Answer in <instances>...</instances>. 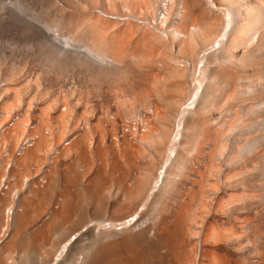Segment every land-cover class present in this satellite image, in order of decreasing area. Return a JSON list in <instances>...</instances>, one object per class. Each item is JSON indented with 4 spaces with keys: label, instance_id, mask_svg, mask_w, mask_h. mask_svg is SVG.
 <instances>
[{
    "label": "rangeland",
    "instance_id": "obj_1",
    "mask_svg": "<svg viewBox=\"0 0 264 264\" xmlns=\"http://www.w3.org/2000/svg\"><path fill=\"white\" fill-rule=\"evenodd\" d=\"M182 1L184 5H189L190 11L186 6L181 14ZM220 1L216 4L219 5ZM253 1L257 5L254 15L244 11L245 18H249V39L237 49L238 57L231 62L227 59L229 53L225 41L213 46L215 35L221 33L227 22L225 16L228 12L231 13L228 19H237L233 5L227 0L221 1L220 10L213 9L208 0H0V144L4 142L0 158L5 161L6 155H9L7 161L2 160L6 163L5 169L0 161V174L8 176L10 166L17 168L15 155L6 153L10 146L9 138L6 139L8 135L3 134L17 119L22 122L26 133L32 127L38 128L35 123L38 118H34L38 115V108L47 105L49 110L44 114L46 124L42 127V134L53 141L54 137L63 133L58 147L55 146L52 151L48 148L46 153H42L40 164L44 166L39 167L40 170L32 166L38 174L28 172V168H24L27 164L22 169L17 168L21 170L20 174L14 168L8 177L1 174L4 179L0 183L1 193L11 194L14 191L15 194H11L13 199L8 194L2 195V198L9 199V202L14 200L12 204L19 206L20 199L28 196L26 191L30 193V185L45 179V172L48 173L55 165L54 171L49 172L48 178L46 176L48 183L45 187L49 185L48 179L54 181V177L56 196L67 191L72 194L75 209H81L73 224L57 228L58 235L56 239L52 238L53 242L43 240L42 244L41 241H34L31 238L33 232H39L49 220L47 211L49 214L58 207L55 200L52 208L49 206L44 210V223L34 220L37 225L32 223V227L30 225L18 234V240L22 237L23 244L20 240L17 245L21 243L24 249L19 245L12 249L15 253L11 252L18 264L29 263L41 251L42 254L49 252L45 243L58 246L64 242L67 237L60 236L65 229L71 230L73 226L78 228L75 230L90 227V230L83 231L79 241L83 251L72 261H68L69 256L65 255L57 264H106L108 261L112 262L110 264H173L180 252L183 260L192 261L190 264H213L211 254L204 255L205 247L214 256L225 257L231 264H264V0ZM195 3L200 4L197 5L200 9L195 7ZM190 7H193V12ZM97 10L119 16L131 14L132 18L127 16L128 19L123 21L111 20L99 17ZM199 10L206 16L198 13ZM182 15L186 22L198 16L201 20L203 16L207 17L206 21L216 16L213 21L217 26L212 37L207 40L198 38L197 49L190 58H182L177 49L180 39L178 34L175 35V28ZM196 19L201 26L200 18ZM191 25H187V29ZM175 58L182 61L174 62ZM13 88L18 89L17 97L11 90ZM181 108H185L186 115L179 129ZM81 114L84 118H80ZM56 115L58 118H55ZM59 117L64 121L63 128L56 126ZM138 121L144 129L128 134L129 131L125 130L127 122ZM207 128L214 130L212 134L206 133ZM124 133L122 137L130 138L129 145L127 138L123 142L124 138H120ZM82 135L88 143L81 142L85 138ZM74 138V145L66 146L67 150H64L61 146L63 142ZM27 139L24 137L25 141ZM125 144L132 146L128 149ZM214 145L217 148L214 149ZM102 147L107 148L106 151ZM65 151L70 152L66 154ZM82 152H86L87 157ZM168 161L171 165L165 177L163 172L164 178L150 194ZM22 170L23 177L28 176L27 172L30 175L20 178L27 179L25 183L22 180L24 186L17 179ZM13 171L17 180L15 177H12L15 180H10ZM94 178L98 180L97 188L91 186L92 182L95 184ZM14 181L16 186L19 181L21 191H15ZM44 188L41 190L44 191ZM9 189H13L11 193ZM97 192L102 196L99 197ZM131 193L137 197L131 200L132 197H128ZM76 196H81V200ZM35 198L31 210L42 208L41 202L37 204L42 199L37 198L38 201ZM144 203L145 207L142 206ZM119 204L123 206L119 209L125 213L116 217L118 221L126 218L127 221L141 208L136 225H133L134 222L125 227L114 228L111 225L108 219L112 218L113 209L119 210ZM185 204L191 217L196 216V223H191L189 217L181 216L194 232L193 236L183 238L176 232L179 229L175 214ZM34 214L37 216V213ZM95 218H100L101 222ZM207 224L214 228L216 235L204 242ZM9 227L12 234V225L9 224ZM93 230L95 232L89 234ZM10 232L6 237H0L1 248L9 242ZM169 233L185 241L176 239L173 246H177L172 248L167 245ZM37 242L43 246H37ZM24 244L33 252H29ZM21 249L30 254L20 258ZM176 251H179L177 255ZM78 258L80 260L77 261Z\"/></svg>",
    "mask_w": 264,
    "mask_h": 264
},
{
    "label": "bare ground",
    "instance_id": "obj_2",
    "mask_svg": "<svg viewBox=\"0 0 264 264\" xmlns=\"http://www.w3.org/2000/svg\"><path fill=\"white\" fill-rule=\"evenodd\" d=\"M187 1V0H186ZM190 1V0H189ZM195 1H197V0H195ZM216 1H218V0H208V2L210 3V6L214 9H218V10H220V9H222V7L220 6V4H221V1H224V2H226V0H219L220 2H219V5H217L216 4ZM191 2H193V1H191ZM190 2V3H191ZM198 2H200V1H198ZM227 2L228 3H231L232 5H233V7H234V9H235V12H236V16H237V19H236V21L235 20H230V19H228L229 17H231V13L230 12H228V14L225 16V18L227 19V22H226V24H224V26H223V29H222V31H221V33L220 34H218V35H215L216 36V39H215V41L213 42V46H215L216 44H221V42H223V41H225L226 42V45H227V52L229 53V56H227V59H229V61H231L232 62V60L233 59H236L238 56L236 55V52H238L239 50H237V49H239V47L240 46H242L243 44H246L247 43V41H248V39H249V31H250V26H249V18L248 17H246L245 18V16H244V11H246L249 15H251V16H253L254 15V13L256 12V10H257V5H255L254 4V1L252 0H227ZM197 3V2H196ZM196 3H195V5H196ZM167 4V3H166ZM141 5V4H140ZM181 5L183 6L182 7V12H181V14L183 13V12H185V7L187 6V9H188V6L189 5H187V4H185L184 5V3H183V1H182V3H181ZM193 5H194V3H193ZM198 5V4H197ZM197 5L195 6V7H197ZM200 5V4H199ZM198 5V6H199ZM202 5V4H201ZM192 6V5H191ZM194 7V6H193ZM192 7V8H193ZM201 7H204V4L201 6ZM191 8V7H190ZM191 8V12H193V10L194 9H192ZM198 8V7H197ZM186 9V10H187ZM196 9V8H195ZM198 9H200V7L198 8ZM205 9H206V7H205ZM163 11V10H162ZM187 11H190L189 9L187 10ZM200 12H198V13H201L202 12V10H199ZM204 11H206V10H204ZM151 12V11H150ZM207 12H208V16H209V11L207 10ZM197 14V12H194V14ZM211 13V12H210ZM195 14V15H196ZM201 14H203V15H205V13H201ZM200 14V15H201ZM199 15V14H198ZM211 15V14H210ZM217 15V14H216ZM197 16V15H196ZM206 16V15H205ZM205 16H203L202 18V20H201V17H194V19H190L188 22H190L191 21V24H193V25H191L190 23L189 24H187L188 22H186V20L187 19H185V18H183V15H182V17H181V20H179V23L177 24V28H175V35H177V37H179V39H180V41H179V43H178V52H179V55L183 58V57H187V56H189V58H190V56H193V55H191L192 53H194V51H195V49H197V39L198 38H204V39H206V38H208V37H212L211 36V34H212V32H214L216 29H214L215 28V26H217V23H216V25L214 24L215 22L213 21V19H216V18H214V17H216V16H214L213 17V19L212 18H208L207 19V21H206V18L207 17H205ZM213 16V15H212ZM205 17V18H204ZM179 18V17H178ZM196 18H200V20H201V26L198 24V23H200L199 21H197V20H199V19H196ZM203 20H205V22L203 21ZM229 20V21H228ZM176 21H178L177 19H176ZM175 21V22H176ZM217 21V20H216ZM219 21V20H218ZM222 21V20H221ZM219 23V22H218ZM222 23V22H221ZM221 23H220V25H221ZM187 25H191L192 27L189 29V27H188V29H187ZM187 29V30H186ZM221 29V28H220ZM214 30V31H213ZM219 32V31H218ZM216 33V32H215ZM175 35H174V33H173V38H175ZM214 36V35H213ZM149 37H150V35H149ZM150 39H152V37L150 38ZM155 39V38H154ZM203 39V40H204ZM153 40V39H152ZM207 40V39H206ZM205 40V41H206ZM146 42V41H145ZM148 42V41H147ZM156 43V42H155ZM158 44V43H157ZM153 46V45H152ZM156 46V45H155ZM154 46V47H155ZM167 46V45H166ZM153 48V47H152ZM166 47H164V49H165ZM162 49V48H161ZM166 51V50H165ZM164 51V52H165ZM158 52H160V50L158 51ZM164 55H166L165 53H164ZM166 58V57H165ZM178 59V58H177ZM176 58L174 59L175 61L174 62H180V61H182V60H180V59H178L177 60ZM193 60V59H192ZM175 64H177V63H175ZM170 68V67H169ZM172 68V67H171ZM168 69V68H167ZM177 70V69H176ZM155 74V73H154ZM153 74V78H155L156 77V75H154ZM157 74V73H156ZM155 76V77H154ZM181 79V78H180ZM183 79H185V78H183ZM157 80V79H156ZM182 84V83H181ZM180 85V84H179ZM178 85V86H179ZM234 86L232 87V88H234L235 89V84H233ZM210 86V85H209ZM186 88V87H185ZM181 89V88H180ZM209 89V88H208ZM234 89H232V90H234ZM12 90V92H13V94H14V96L15 97H17V94H18V89H16V88H13V89H11ZM182 91H183V89H181ZM181 92V91H180ZM184 92V91H183ZM171 93V92H170ZM182 93V92H181ZM182 94H185V93H182ZM175 98V97H174ZM168 100V99H167ZM172 99L170 98V101H171ZM174 100V99H173ZM169 101V100H168ZM62 102V101H61ZM164 102H165V100H164ZM167 102V101H166ZM182 102V101H181ZM154 103V102H153ZM169 103V102H168ZM158 105V104H157ZM157 105H155V106H157ZM178 105V104H177ZM168 106V105H167ZM167 106H166V108H167ZM182 107H184V104H182ZM185 109V108H184ZM184 109H182L181 108V112H180V114H179V117H178V122H179V129L182 127V125H183V120H184V118H185V115H186V111L184 110ZM48 110H49V107L46 105V106H40L39 108H38V115H36L35 116V118L34 119H37L38 118V122H35V123H37L36 124V126H38V128H35V127H32L33 129H31V130H29L27 133L26 132H24L23 131V129H22V122H20V121H17L16 120V122L13 124V125H11V126H9L6 130H5V132L3 133L5 136H7L6 137V139L7 138H9L8 140H9V144L8 145H10L9 146V150H8V152H6L7 154L9 153H13V155H15V161H17V162H15V163H17V168H20V169H22V166H24V165H26L27 164V166H25L24 168H28V170L27 169H25V171L27 170L28 172L29 171H31V172H33L34 170H33V167H34V169H37V170H40V168H41V166L43 165L44 166V164H40L41 162H42V159H41V156H42V153H46L47 151H48V148H49V150H53L54 148H56V147H58L59 145H57L58 144V142L60 141V138L63 136V133L61 132V134H59L58 136H56V137H54V140H56L55 142H54V140L53 141H51L48 137H46V136H44L43 134H42V132H43V129H42V127H44L45 126V124H46V122H45V113H47L48 112ZM152 110H154V109H152ZM166 110H168V109H166ZM159 111V110H158ZM63 112V111H62ZM58 114V113H57ZM61 116H63V114H60ZM59 115V116H60ZM160 115H163L164 116V113L162 114V113H160ZM58 115H56V117L55 118H58L57 117ZM60 116V117H61ZM81 117L80 118H82V116H83V118H84V115L83 114H81L80 115ZM37 117V118H36ZM54 117V116H53ZM59 117V118H60ZM153 117V116H152ZM63 118H64V116H63ZM154 118V117H153ZM33 119V120H34ZM53 120H54V118H53ZM57 120V119H56ZM59 121V123L57 122L56 123V126L58 125H60V127L61 128H63L64 127V121L60 118V119H58ZM149 120V119H148ZM98 121V120H97ZM157 121V120H156ZM198 121H199V119H198ZM109 122V121H108ZM107 122V123H108ZM147 123V122H146ZM150 125H151V121L150 122H148ZM154 123H155V121H154ZM147 125V124H146ZM153 125V124H152ZM120 126V125H119ZM149 126V125H148ZM148 126H146V131H148ZM154 126H156L155 124H154ZM194 126H195V123H194ZM193 126V127H194ZM198 125H196V127H197ZM102 127V126H101ZM123 127H124V125H123ZM122 127V128H123ZM31 128V127H30ZM35 128V129H34ZM151 128H152V126H151ZM206 128V127H205ZM118 129H119V127H118ZM84 130H86V128H85V126H84ZM142 130V129H141ZM213 130V129H212ZM212 130H210V129H206V133L207 134H212L211 132H213ZM56 131V130H55ZM204 131H205V129H204ZM109 132H111L110 130H109ZM216 132V131H215ZM47 133V132H46ZM128 134L130 133V132H127ZM147 133V132H146ZM145 133V134H146ZM216 133H218V132H216ZM139 134V133H138ZM84 135V134H83ZM82 135V138H84L85 136H83ZM86 135V134H85ZM122 136H125V133H124V135L123 134H121V136H120V138L122 139V138H124L123 140H122V142L124 141V140H126V138L127 137H129V136H127L126 138L125 137H122ZM142 136V135H141ZM207 136V135H206ZM24 137H26V141L24 140ZM50 137V136H49ZM79 137H80V135H79ZM130 137H134V135L132 136H130ZM209 137V136H208ZM117 138H119V136H117ZM119 138V139H120ZM134 138H136V137H134ZM206 138V137H205ZM78 139V138H77ZM87 138L85 137L81 142L82 143H88V142H86L87 140H86ZM128 139V138H127ZM130 139V138H129ZM128 139V145L130 144L129 143V140ZM132 139V138H131ZM209 140H211V136L208 138ZM213 139V138H212ZM25 141V143L23 144V142L22 141ZM59 140V141H58ZM76 139L74 138L73 140L72 139H69L68 140V145L67 146H69V145H74L73 144V142L75 141ZM81 140V139H80ZM113 140V139H112ZM115 140V139H114ZM1 141V140H0ZM78 141H79V139H78ZM77 141V142H78ZM85 141V142H84ZM100 141H101V139H100ZM127 141V140H126ZM133 141H134V139H133ZM218 141V140H217ZM66 141H64L63 142V144L61 145V146H64V145H66V143H65ZM76 142V141H75ZM80 142V143H81ZM113 142V141H112ZM111 142V143H112ZM135 142H136V140H135ZM4 143V142H3ZM3 143H1V144H3ZM23 145H22V144ZM81 143V144H82ZM99 143H101V142H99ZM126 143V142H125ZM216 142H214V144H215ZM1 144H0V151H1ZM61 144V143H60ZM103 144V143H102ZM115 144V143H114ZM71 145V146H72ZM79 145V144H78ZM116 145V144H115ZM124 145V144H123ZM126 145V144H125ZM128 145H126V147L128 146ZM216 145V144H215ZM214 145V149L215 148H217L216 146ZM21 146V147H20ZM50 146H51V148H50ZM54 146V147H53ZM56 146V147H55ZM61 146H60V149H61ZM83 146H84V144H83ZM100 146H102V145H100ZM130 146H132V145H130ZM130 146H128L127 148L129 149V148H131ZM218 146V145H217ZM66 147V146H65ZM64 147V148H65ZM123 147V146H122ZM5 148H6V146H5ZM53 148V149H52ZM63 148V147H62ZM84 148H86L85 146H84ZM101 148V147H100ZM103 148V147H102ZM111 148V147H110ZM109 148V149H110ZM115 148V147H114ZM104 149V148H103ZM107 149V148H106ZM106 149H104L103 151H106ZM112 149V148H111ZM118 149V148H117ZM116 149V150H117ZM122 149V148H121ZM137 149V148H136ZM4 150H6V149H4ZM64 150H67L66 148L64 149ZM75 150V149H74ZM120 150V149H119ZM126 150L127 149H125V152H126ZM135 150V149H134ZM7 151V150H6ZM51 151H49V152H51ZM102 151V152H103ZM115 151V150H114ZM121 151H124V149H122ZM17 152V153H16ZM56 152H58V151H56ZM66 152V151H65ZM67 152H70V151H67ZM66 152V154H68ZM98 152V151H97ZM130 152V151H129ZM128 152V154L129 155H131L130 153ZM212 152H214V150L212 151ZM212 152H211V156H212ZM0 153H2V152H0ZM20 153V154H19ZM55 153V152H54ZM64 153V152H63ZM83 153V152H82ZM86 153V152H85ZM85 153H83L84 155H86ZM88 153V152H87ZM91 153V152H90ZM100 153V152H99ZM109 153H110V150H109ZM58 154V153H57ZM56 154V155H57ZM61 154V153H60ZM59 154V155H60ZM65 153H64V155L65 156H67ZM123 154L125 155V153L123 152ZM215 154V153H214ZM6 155V154H5ZM55 155V156H56ZM88 155V154H87ZM87 155H86V157H87ZM101 155V154H100ZM104 155V154H103ZM124 155H122L123 156V158H124ZM127 155V154H126ZM8 156V157H7ZM6 157H7V159L5 160V161H7L8 160V158H9V155H6ZM12 157H14V156H12ZM54 157V156H53ZM86 157H84V158H86ZM93 157V156H92ZM100 157V156H99ZM10 158H11V156H10ZM104 158H105V155H104ZM5 159V158H4ZM102 159H103V157H102ZM112 159H114V158H112ZM126 159V158H125ZM130 159V158H129ZM2 160H3V158H2ZM1 160V158H0V161H2ZM54 160V159H53ZM52 160V161H53ZM78 160V159H77ZM89 160V159H88ZM99 160V159H98ZM117 160H119V159H117ZM4 161V160H3ZM3 161L1 162V163H3ZM4 161V162H5ZM10 161L11 160H9V163H10ZM101 161V160H100ZM116 161V160H115ZM129 161V160H128ZM135 161V160H134ZM32 162V163H31ZM90 162V161H89ZM92 162V161H91ZM147 162V161H146ZM146 162H145V164H146ZM94 163V162H93ZM108 163V162H107ZM112 163V162H111ZM115 164H116V162H114ZM168 163H169V161L165 164V166L161 169V173H160V177H159V179L155 182V184H154V186H153V189H151V191H150V194H152L153 192H154V190L157 188V186H158V184L160 183V180L161 179H163L164 177H165V175H166V173H167V170H168V167L171 165H168ZM6 163H3L2 165H3V168H4V165H5ZM13 165H15L14 163H12ZM33 164V165H32ZM52 164V163H51ZM150 164V163H149ZM148 164V165H149ZM1 165V164H0ZM1 165V166H2ZM11 165V164H10ZM102 165V164H101ZM106 165V164H105ZM117 165V164H116ZM115 165V166H116ZM8 166V165H7ZM33 166V167H32ZM52 166V165H51ZM55 166V165H54ZM54 166H53V168H52V170H51V168H50V171H54ZM100 166V165H99ZM114 166V165H113ZM119 165H117V167H118ZM9 167V166H8ZM8 167L6 168V173H7V170H8ZM40 167V168H39ZM47 167V166H46ZM67 167V166H66ZM112 167V166H111ZM120 167V166H119ZM3 168H1V169H3ZM14 167H11L10 166V173H11V170L13 169ZM16 167L14 168L15 170L14 171H16V173L18 172V174H20L19 173V171H21V170H19V169H17ZM43 168V167H42ZM72 168V167H71ZM91 168V167H90ZM93 168V167H92ZM209 168V167H208ZM5 169V168H4ZM29 169H31V170H29ZM74 169V168H73ZM113 169V168H112ZM116 169V168H115ZM45 170V169H44ZM98 170H100V169H98ZM205 170H207V167H206V169ZM3 171H5V170H3ZM13 171V172H14ZM23 171V170H22ZM46 171H49V169L48 170H46ZM49 171V172H50ZM70 171V170H69ZM73 171V170H72ZM72 171H70V172H72ZM204 171V170H203ZM13 172H12V176H10L11 177V179L10 180H12V179H14V178H12V177H15V179L17 178L16 176H15V172H14V174H13ZM28 172H27V175L28 176H30L29 174H28ZM38 171H36V173H37ZM43 173H44V171H42ZM49 172L48 173H46L45 172V174H46V176H47V178H48V175H49ZM163 172H164V177H162V174H163ZM10 173H9V175H10ZM36 173H35V171H34V174L36 175ZM52 173V172H51ZM57 173V172H56ZM142 173H144L143 171H142ZM204 173V172H203ZM2 174V173H1ZM0 174V176H2ZM24 174V171H23V173H21V175H19V178H17L18 180L21 178V177H23L22 175ZM31 174V173H30ZM33 174V173H32ZM33 174V177L35 176ZM38 174V173H37ZM65 174V173H64ZM63 174V175H64ZM98 174H100V173H98ZM204 174H206V172L204 173ZM8 175V176H9ZM54 175H55V173H54ZM114 175V174H113ZM142 175L143 174H141V177H142ZM145 175V174H144ZM149 176H150V172H149V174H148ZM3 176H5V175H3ZM3 176L1 177V179H0V183L4 180L3 179ZM7 176V175H6ZM5 176V177H6ZM7 176V177H8ZM28 176H26L25 175V177H23V178H27ZM45 176V175H44ZM43 175H42V177H44ZM46 176H45V179H46ZM57 176V175H56ZM76 176V175H75ZM98 176V175H97ZM97 176H96V178H97ZM101 176V175H100ZM4 177V178H5ZM32 177V176H31ZM51 178L53 177L52 176V174H51V176H50ZM69 178H70V176H68ZM68 177L66 178V179H68ZM23 178H22V180H23ZM30 178V177H29ZM38 178V177H37ZM96 178H94V181H95V184H94V182H92V184H91V186H96V185H99L98 183H96V181H98ZM140 178V177H139ZM138 178V179H139ZM3 179V180H2ZM7 179V178H6ZM5 179V180H6ZM14 179V180H15ZM16 179V180H17ZM41 179V178H40ZM39 179V180H40ZM44 178L43 179H41L40 181L41 182H39L38 181V183H32L31 182V179H30V182L32 183L31 185H30V189H29V191H30V193L28 192V191H26V194L28 195V196H25L24 197V199L23 198H21L20 200L22 201L21 203H20V205H19V203H18V205L19 206H23V207H19V206H15L14 204H12V202L14 201V200H12V202H9V199L8 200H4L3 198H2V195H5V194H8V193H5V194H3V193H1V189H2V183L0 184V237L1 236H7V234H8V232H10L9 231V229H11V227H9V224L10 225H12V234H11V232L9 233L10 235V240H9V242H7L6 243V246H2V248L0 247V264H18L17 263V261L16 260H14V258H12V257H14L13 256V254H11V252H14L12 249H14L15 250V248H18L19 247V245H20V247H21V245L23 244V241H22V237L18 240V234L20 233V231L21 230H23V229H26V227L28 228V226H30L32 223H35V225H37L36 224V222L37 223H44V219H46L45 217H44V219H43V217H42V215H43V213H44V215H45V212H44V210H46L49 206H51L52 205V203H55V200H57V203H56V205L58 206V207H56V209H52V211H50V212H52V213H50L49 212V214H48V211H47V215L49 216L50 215V217H49V220H47V221H49V222H47L46 221V223H44V226H42L43 228L41 229H39L37 226H36V228L37 229H39V232L38 231H36V232H38V233H36L34 230H35V226H34V232L33 231H31V232H33V234L34 233H36V234H32L31 235V238L32 239H34V241H41V243H42V241L43 242H46L47 243V240H48V242H50L51 240H52V238L54 239L55 238V236H57L58 234H56V232H57V228H59L60 227V225L62 226L63 224V226H65V227H67L66 226V224L68 225V224H73V221H74V219L76 218V215L78 214V213H80V210L79 209H75L76 207L74 206V201H73V197L71 196L72 194H69L67 191L66 192H62L61 193V195H57L56 196V193H55V190L57 189V187H56V183L54 182L55 181V178L53 177V179H54V181H52V180H50V179H48L50 182H49V185H48V187L46 188L45 186H47V183H48V181L47 180H45ZM56 179H57V177H56ZM98 179H99V176H98ZM144 179V178H143ZM21 180V179H20ZM22 180L20 181V183H22L23 184V186H24V181L25 180H27V179H25V180H23V182H22ZM33 180V179H32ZM36 180V179H35ZM34 180V181H35ZM38 180V179H37ZM45 180V181H44ZM58 180V179H57ZM72 180V179H71ZM7 182H8V180H6ZM69 181V180H68ZM79 181V180H78ZM93 181V180H92ZM140 181V180H139ZM16 181H14V183H15ZM65 182V181H64ZM108 182V181H107ZM106 182V183H107ZM144 182V181H143ZM164 182V181H163ZM6 183V182H5ZM13 183V184H14ZM40 183H42L44 186H42ZM55 183V184H54ZM67 183V182H66ZM65 183V184H66ZM71 183V182H70ZM74 183V182H73ZM80 183V182H79ZM100 183V182H99ZM105 183V182H104ZM18 184H19V181H18ZM17 184V186H16V183H15V187H14V185H13V187L14 188H16L15 189V191L16 190H20L21 191V189H20V185H18ZM137 184H138V182H137ZM141 184H143V183H141ZM140 184V185H141ZM4 185V184H3ZM7 185V184H6ZM135 185V184H134ZM139 185V186H140ZM23 186H22V188H23ZM27 186V185H26ZM104 186V185H103ZM105 186H108V184L107 185H105ZM142 186V185H141ZM7 187V186H6ZM10 187H12L11 185H10ZM46 188V191H45V188ZM55 187H56V189H55ZM61 187V186H60ZM59 187V188H60ZM68 187V186H67ZM99 187H101V186H99ZM134 187V186H133ZM43 188H44V191H42L43 190ZM58 188V189H59ZM96 188H97V186H96ZM95 188V189H96ZM104 188V187H103ZM130 188H131V186H130ZM42 189V190H41ZM100 189V188H99ZM99 189H97V190H95V191H98ZM107 189V188H106ZM126 189V188H125ZM137 189H139V187L137 188ZM10 190H13V189H9L8 190V192L9 193H11L10 192ZM60 190V189H59ZM58 190V191H59ZM66 190V189H65ZM68 190V189H67ZM78 190V189H77ZM93 190H94V187H93ZM92 190V191H93ZM100 190H102V188L100 189ZM140 190V189H139ZM138 190V191H139ZM199 190V189H198ZM4 191H6V190H4ZM3 192V191H2ZM14 192V191H13ZM11 193L13 196H15V194L14 193ZM23 192V191H22ZM21 192V195L24 193H22ZM29 194H28V193ZM70 192H72V191H70ZM96 193V192H95ZM98 193V192H97ZM103 193V192H102ZM129 193V192H128ZM186 193V195L188 194L187 192H185ZM190 193V192H189ZM11 194H8L9 195V197H10V195ZM58 194H60V192H58ZM99 194V193H98ZM130 194V193H129ZM8 195H7V197H8ZM11 195V196H12ZM89 195H91V194H89ZM100 195L101 194H99V197H100ZM133 194L131 193V195H128V197L130 196V197H132L131 198V200L136 196L135 194V196L133 197L132 196ZM12 196V198L11 199H13L14 197ZM24 196V195H23ZM22 196V197H23ZM102 196V195H101ZM113 196V195H112ZM185 196V195H184ZM36 197V198H35ZM59 197V198H58ZM76 197H78V196H76ZM81 197V196H80ZM80 197H78L77 199L78 200H81V199H79ZM114 197H115V195H114ZM128 197H127V199H128ZM137 197V196H136ZM4 198H6V197H4ZM34 198H35V200H38V199H42L41 201H37L38 203L37 204H39L40 205V202H41V205H42V208H41V206H40V208H39V210H31V208H32V206L33 205H35L34 204ZM38 198V199H37ZM58 198V199H57ZM98 198V197H97ZM102 198V197H101ZM19 200V201H20ZM83 200V199H82ZM99 200V199H98ZM128 200H130V199H128ZM221 200V199H220ZM97 201V200H96ZM222 201V200H221ZM76 202V201H75ZM95 202V201H94ZM99 202V201H98ZM118 202V201H117ZM120 202V201H119ZM183 202V201H182ZM220 202V201H219ZM15 203V202H14ZM17 203V202H16ZM76 203H80L79 201H77ZM36 204V205H37ZM96 205L98 204V203H95ZM121 204H123V206H124V203H122L121 202ZM121 204H119V206L120 207H118V209L119 208H123V206L121 205ZM54 205V204H53ZM94 205V204H93ZM145 203L142 205L143 207H145ZM186 206H187V204H185ZM185 205H183V208H184V206ZM113 206V205H112ZM118 206V205H117ZM190 206V205H189ZM219 206V205H218ZM94 207H95V205H94ZM97 207V206H96ZM96 207H95V209H96ZM114 207V206H113ZM116 207V206H115ZM114 207V208H115ZM127 207V206H126ZM191 207V206H190ZM51 208H52V206H51ZM54 208V207H53ZM79 208V207H78ZM82 208V207H81ZM117 208V207H116ZM181 209V211L179 212V213H176L175 214V218L178 220V224H176L177 226V228L179 229V230H176V232L178 231L179 232V234H181L182 236H183V238H184V236H190V235H192L193 236V234H194V232L192 231V229H191V227H190V224L188 223V221L187 222H183L182 221V218H181V216H184V217H189V219L191 220V223H196V216H192L191 217V215L189 214V208H188V206L186 207V208H184V209ZM38 209V208H37ZM50 209V208H49ZM93 209V208H92ZM126 208H124V210H125ZM51 210V209H50ZM97 210V209H96ZM94 211V210H93ZM92 211V212H93ZM140 211H142L141 210V208L139 209V210H137V211H135V213L132 215V217H129L130 218V222L128 221L129 220V218H128V220L126 221V219H121V220H116V217H119V216H122V215H120V213L121 214H124L125 212L123 211V210H114L113 209V211H112V213L111 214H113L112 215V218L110 219V217H109V221L110 222H112L111 223V225L114 227V228H116L117 226H127V224L128 223H131V222H134L133 223V225H136L138 222H139V219H140V214L139 213H141ZM99 212V211H98ZM34 213H37V216L34 214ZM40 215V216H39ZM101 215V214H100ZM138 215V216H137ZM33 216H36V217H34L33 218ZM111 216V215H110ZM42 218V219H41ZM48 218V217H47ZM36 221V222H33V221ZM94 220H96V221H98V222H101V220H100V218H95ZM40 221V222H39ZM123 222V223H122ZM39 225V224H38ZM76 225V224H75ZM61 227V229H63V228H65V227ZM92 226H96V225H92ZM91 226V227H92ZM31 227H32V225H31ZM39 227H41L40 225H39ZM72 227H70V229H71ZM75 228H76V226H73V228L71 229V230H64V232L62 233V235L60 236V237H62L63 238V236H65V240H64V242H62V243H60L58 246L56 245V244H50V243H48V244H46L45 243V245H48L49 247H48V249H49V252L48 251H46V253L44 254H42L41 252H39V254H38V257H34L33 258V260H30V262L29 263H22V264H57V262L58 261H60V260H62V257L63 256H65V255H67V256H69V258H67V260L69 261H72V259L74 260V258L76 257V256H78V255H80L81 254V252L83 251V248H82V246L80 245V243H79V241H80V239H81V237L83 236V231H88V230H90V227H87V229H83V228H81V230H75ZM60 229V228H59ZM76 229H78V228H76ZM93 229H96V228H93ZM30 230V229H29ZM32 230V229H31ZM24 231V230H23ZM60 231V230H59ZM58 231V233H60ZM73 231V232H72ZM72 232V233H71ZM95 231L93 230L91 233H89V234H93ZM216 232H215V230H214V228H212V226L210 225V224H207V226H206V229H205V235H204V242H207L208 241V239L209 238H212L213 236H215L216 234H215ZM68 234H69V236H68ZM86 234V233H85ZM89 234H88V237H90L89 236ZM213 234V235H212ZM5 236V237H6ZM9 236L7 237V238H9ZM28 236V235H27ZM4 238V237H3ZM2 238V239H3ZM46 238H48V239H46ZM182 238V239H183ZM5 239V238H4ZM56 239V238H55ZM179 239V238H175V234H172V233H169L168 234V237H167V245H169V246H171L172 248H174L175 246H177V245H175V246H173V244L175 243V242H177V240ZM181 238L179 239V241H181L182 240ZM21 240V243L19 244V245H17L18 244V241H20ZM27 240V239H26ZM46 240V241H45ZM89 240V239H88ZM184 240V239H183ZM7 240H5V242H6ZM33 241V240H32ZM33 241V242H34ZM185 241V240H184ZM26 242V241H25ZM24 242V243H25ZM51 242H53V241H51ZM60 242V241H59ZM27 243V242H26ZM25 243V244H26ZM40 242H37V246L39 245V246H41L40 244H39ZM180 243V242H179ZM178 243V244H179ZM2 244V243H1ZM24 244V245H25ZM31 244V243H30ZM3 245V244H2ZM29 245V244H28ZM34 246H35V244H33ZM1 246V245H0ZM23 246V245H22ZM43 246V245H42ZM86 246V245H85ZM24 247V246H23ZM25 247H27L26 245H25ZM46 247V246H45ZM22 248V247H21ZM34 248V247H33ZM42 248V247H41ZM180 249H181V247H179ZM179 248H177L176 247V249L178 250ZM22 249H24V248H22ZM22 249H21V255H19V257L20 258H22V257H24V256H28V254H30V253H28L27 252V250L29 251V247H27V250L25 249V250H23V252H22ZM32 249V248H31ZM35 249H37V247L35 248ZM38 249H40L39 247H38ZM183 249V248H182ZM34 250V249H33ZM41 250H43V249H41ZM31 252H33L32 250H30ZM29 251V252H30ZM182 251V250H181ZM179 252V251H178ZM177 251H176V255H177V253H178ZM15 253V252H14ZM181 253V252H180ZM179 253V254H180ZM178 254V255H179ZM182 254V253H181ZM180 254V255H181ZM209 254H211V256H212V263L213 264H231V262H229L227 259H225V257H217V256H214L211 252H210V250L209 249H207V247H205V249H204V255H205V257H207V256H209ZM31 255H32V253H31ZM57 255V256H56ZM178 255L177 256H175L176 258H175V260L173 261V264H190L192 261L191 260H188V259H185V260H183L182 259V257H180V255H179V257L182 259H180L179 257H178ZM9 256H11V257H9ZM56 256V257H55ZM128 256H130V255H128ZM127 256V257H128ZM134 256V255H133ZM139 256V255H138ZM124 257V256H123ZM178 257V258H177ZM19 259V258H18ZM133 258H131L130 259V261L132 260ZM136 258L134 257V260H135ZM12 260H13V262H12ZM77 261L78 260H80V258H78V259H76ZM139 260V259H138ZM114 261V260H113ZM117 261V260H116ZM128 261V260H127ZM137 261V260H136ZM141 261V260H140ZM126 262V261H125ZM129 262V261H128ZM139 262V261H138ZM70 263H72V262H70ZM69 263V264H70ZM77 262H74V264H76ZM107 263H112V262H107ZM106 263V264H107ZM127 263V262H126ZM140 263V262H139ZM128 264V263H127Z\"/></svg>",
    "mask_w": 264,
    "mask_h": 264
},
{
    "label": "built area",
    "instance_id": "obj_3",
    "mask_svg": "<svg viewBox=\"0 0 264 264\" xmlns=\"http://www.w3.org/2000/svg\"><path fill=\"white\" fill-rule=\"evenodd\" d=\"M99 14V17H104L107 19H111V20H119V21H123L125 19H128L127 16H129V18H132L131 14H127V16H119L117 14H110V13H106V12H100L99 10L96 11ZM162 15V14H160ZM165 15V14H164ZM141 129H144L143 125L141 124V122H136V123H129L127 122V127H126V131H140ZM67 146L69 142H65Z\"/></svg>",
    "mask_w": 264,
    "mask_h": 264
}]
</instances>
